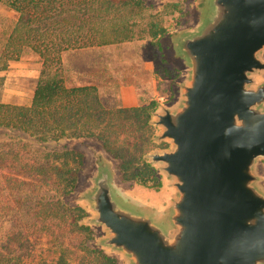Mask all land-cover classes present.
<instances>
[{"label":"water","instance_id":"water-1","mask_svg":"<svg viewBox=\"0 0 264 264\" xmlns=\"http://www.w3.org/2000/svg\"><path fill=\"white\" fill-rule=\"evenodd\" d=\"M192 15L161 38L180 74L149 121L168 144L143 156L159 192L121 182L99 144L81 146L89 169L70 203L118 264H264V0H195Z\"/></svg>","mask_w":264,"mask_h":264},{"label":"trees","instance_id":"trees-1","mask_svg":"<svg viewBox=\"0 0 264 264\" xmlns=\"http://www.w3.org/2000/svg\"><path fill=\"white\" fill-rule=\"evenodd\" d=\"M0 4L15 16L0 49V72L10 62L18 61L25 50L34 53L41 64L30 105L0 102V134L22 135L43 146L59 145L57 149H43L30 160L20 157V152L12 146L0 145V167L16 162L17 167L29 173L20 183L8 179L7 184L12 190L32 187L43 198L51 188L58 192V201L43 202L42 197L36 200L32 214L34 227L38 232H51L63 225L80 235L82 242L76 247L79 255L73 256L76 264H118L117 258L88 244L93 232L81 224L87 216L85 210L63 201L79 184L84 156L76 147L87 140L99 143L118 162L123 182L147 189L160 187L154 168L143 158L148 151L167 146L152 141L155 128L149 121L157 102L106 109L94 86L66 85L62 56L68 51L131 42L145 34L161 55L159 40L171 24L165 27L162 20H152L143 25V14L149 10L144 0H0ZM171 7L184 17L181 4L174 3ZM172 19L174 27L177 26L178 20ZM164 73L171 78L177 76V72L168 68H164ZM12 167L10 171L16 169ZM17 234L12 233V245L26 243L29 232ZM66 252L69 257L73 253L69 248L61 249L55 264H71ZM0 264L15 263L0 258Z\"/></svg>","mask_w":264,"mask_h":264},{"label":"rangeland","instance_id":"rangeland-1","mask_svg":"<svg viewBox=\"0 0 264 264\" xmlns=\"http://www.w3.org/2000/svg\"><path fill=\"white\" fill-rule=\"evenodd\" d=\"M194 2L195 0H158L154 4L148 5L146 0H144L145 6L149 7V10L143 14L142 24L145 25L152 20H162L165 27L171 24L167 33L179 30L191 23ZM174 3L181 4L182 13L185 14L183 18L180 17L181 12L180 14L175 10L173 12L171 5ZM172 18H175L179 22L175 27L174 19ZM14 20V14L0 4V49ZM159 45L161 46V55H158L153 49L149 37L145 34L143 38L131 42L100 48L68 51L62 56L66 85L68 87L94 86L101 104L106 109L123 108L117 101L115 94L121 87L127 85L135 86L137 93L145 97L143 105L150 101H156L157 105L171 102L174 97L173 84L180 72L168 62L167 57L162 51L161 39L159 40ZM147 66L149 70L146 69ZM40 67L41 64L38 57L28 50L23 52L18 61L10 62L7 69L0 72V78H3V85L0 87V102L20 106L30 105ZM164 68L177 72V76L173 78L166 76ZM103 69L106 70V75H102L103 73L101 71ZM150 77L155 82H152L155 86L154 91L153 87H151L152 85L150 84L149 86ZM262 78L264 79V75ZM156 132L157 129L155 128L154 136ZM87 142L93 141L87 140L77 143L76 148L84 156V167L75 191L63 201L68 206H80L85 210L87 216L81 221V224L84 226H86L84 220L90 216V213L84 206L70 203V200L86 182L84 176L89 169L90 157L81 146ZM5 144L19 151L20 157H26L29 160L33 156H37L43 149L50 150L59 148L58 144L49 143L43 146L22 135H14L11 133L0 134V145ZM167 147L168 144L165 148ZM160 149L164 148H155L147 153ZM114 161L119 180L123 182L120 177L118 162L116 160ZM261 163V170L264 175V160ZM7 164H9L6 165L7 167H0V258H5V260H10L15 264H55L61 254V249L69 248L71 252H75V255L72 253L73 255L70 254L71 256L69 257L67 252L65 254L68 255L71 264H76L73 256L76 257L79 255L76 247L80 244V241L82 242V237L68 230L63 225L59 228H53L51 232L36 231L34 227L36 224H34L32 218L33 205L42 195L34 191L32 187L24 190L15 187L12 190L7 184L8 179L10 181L15 180L17 182L16 184H18L28 178L29 173L17 167L16 162ZM10 166L16 169L10 171ZM155 173L160 181V187L156 190L143 188L133 183L127 184L130 187L137 186L147 192H159L162 187V178L156 170ZM45 196L44 198L42 197L43 202H46L47 199L53 201L60 200L58 192L54 188H51ZM89 228L93 232V239L88 242L91 246V243L98 236V232L91 227ZM24 231L29 232L28 238L25 240L26 243H21L16 246L12 245L13 243L11 241L14 238L12 233H24ZM18 237L19 235L16 238Z\"/></svg>","mask_w":264,"mask_h":264},{"label":"crops","instance_id":"crops-1","mask_svg":"<svg viewBox=\"0 0 264 264\" xmlns=\"http://www.w3.org/2000/svg\"><path fill=\"white\" fill-rule=\"evenodd\" d=\"M62 62H63V58H62ZM146 69L149 70L148 66ZM75 71H77V70H75ZM105 71H106L105 69H103V71H101V73H103L102 75H106ZM92 73H93V71H92ZM107 73H108V71H107ZM109 73H111V72L109 71ZM149 79H150L149 80V86L151 84L152 85L151 87H153V91H154L155 86L153 83H155V82L152 81L151 77ZM148 89H150V88L148 87ZM115 95H116V99L119 102L120 106L123 108L137 107V106L143 105V102H145V97L140 96L136 91V87L132 86V85H127L125 87H121L116 92Z\"/></svg>","mask_w":264,"mask_h":264}]
</instances>
